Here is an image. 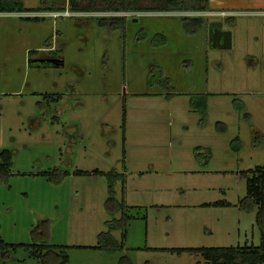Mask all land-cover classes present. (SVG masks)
<instances>
[{
  "label": "rangeland",
  "instance_id": "374dc122",
  "mask_svg": "<svg viewBox=\"0 0 264 264\" xmlns=\"http://www.w3.org/2000/svg\"><path fill=\"white\" fill-rule=\"evenodd\" d=\"M42 1L20 0L37 12ZM53 2L60 12L0 13V153L12 152L0 239L24 245L0 264H38L31 246L41 242L66 247L67 264H204L180 250L259 246L256 209L240 200L243 172L264 167V0L137 13L116 31L100 27L104 14ZM186 17L203 20L198 34L184 33ZM222 20L227 49L211 43ZM45 46L59 67H31L27 53ZM196 94L208 95L204 118L189 105ZM53 170L67 175L43 176ZM95 170L122 175L120 211L105 205L104 177L75 174ZM112 219L126 223L123 251L89 249ZM112 236L120 243L122 231Z\"/></svg>",
  "mask_w": 264,
  "mask_h": 264
},
{
  "label": "trees",
  "instance_id": "16d2710c",
  "mask_svg": "<svg viewBox=\"0 0 264 264\" xmlns=\"http://www.w3.org/2000/svg\"><path fill=\"white\" fill-rule=\"evenodd\" d=\"M54 0H44L41 2L43 6L41 10L26 11L20 0H0V13H39L45 10L52 12H58L61 7H58ZM208 0H67L69 10L71 13H99V14H113L109 18L98 19L100 27L110 28V30H123L125 27L126 18L121 15L125 13H204L207 11ZM60 12V11H59ZM203 20L201 18H182L181 26L185 34L192 36L198 34L202 27ZM230 26L231 22L226 20ZM212 25V24H211ZM218 25L213 24L210 26V30ZM152 40V44L156 46H162L165 44L164 37L158 35ZM37 51L28 52V56L35 54ZM61 60V56L52 55ZM33 57V56H32ZM62 61V60H61ZM62 62H60V65ZM54 67L50 64H31V67ZM161 79H163L161 81ZM161 85L169 87V81L164 78H160ZM171 94L165 96L169 99ZM207 98L206 94H196L190 97L189 105L191 109L197 111L202 118L205 117L207 111ZM255 134V133H254ZM256 135V139L258 134ZM237 140V139H235ZM12 167V152L9 150H3L0 153V179H6L8 177L10 169ZM76 175H96L104 177L107 182V198L105 205L107 208L122 209V203L114 201V187L115 183L122 179V175L117 173L104 174L97 170L87 172H76ZM67 174H59L57 170H53L50 173H44L43 176L48 177V180L54 182H60L62 177ZM245 179V196L240 200V207L244 211H254L256 209L255 219L259 229L260 241L259 246H246L243 247H227V248H188L180 251L193 253L200 255L204 261V264H264V167H255L252 170L243 172ZM60 179H59V178ZM124 219H120L119 222L112 219V221L105 222L106 230L97 235V245L89 249L93 251H101L106 254L112 255L116 252L123 251V243L125 240ZM121 230V242L118 243L112 236L115 230ZM24 245L7 244L0 239V260L7 261L9 252L18 248H23ZM31 256L38 261V264H67L68 258L66 255V247L62 246H47L46 242L33 243L31 246ZM125 257L118 260V264H123Z\"/></svg>",
  "mask_w": 264,
  "mask_h": 264
},
{
  "label": "water",
  "instance_id": "95a60500",
  "mask_svg": "<svg viewBox=\"0 0 264 264\" xmlns=\"http://www.w3.org/2000/svg\"><path fill=\"white\" fill-rule=\"evenodd\" d=\"M221 40V43H220ZM212 47H221L224 49H227L230 47L231 43V34L228 31H221L220 29H214L212 31V39H211ZM61 60L60 59H32L31 63L32 64H50L52 66H59Z\"/></svg>",
  "mask_w": 264,
  "mask_h": 264
},
{
  "label": "crops",
  "instance_id": "0c3cea01",
  "mask_svg": "<svg viewBox=\"0 0 264 264\" xmlns=\"http://www.w3.org/2000/svg\"><path fill=\"white\" fill-rule=\"evenodd\" d=\"M104 28H106V27H104ZM51 48L50 47H47V46H45V48H40L39 50H37V52L35 53L36 55H34L33 57H32V59H36L37 57H40L41 56V54H44V53H50L51 54V50H50ZM60 66V65H59ZM59 66H55V67H59ZM74 93V89H70L69 91H67V93H66V95H72ZM76 93V92H75ZM74 93V94H75ZM63 96V95H62ZM75 100V99H74ZM62 101V100H61ZM76 102H78V101H76ZM59 103V102H58ZM58 103H56L55 104V106L57 107V108H59L60 109V106H61V110H65V109H67V108H69V107H71V105H69L68 103H62L61 105H59ZM68 106V107H67ZM76 106V105H75ZM61 114H63V112L61 113ZM63 118V117H62ZM65 120V119H64ZM75 133H77V127H75Z\"/></svg>",
  "mask_w": 264,
  "mask_h": 264
},
{
  "label": "flooded vegetation",
  "instance_id": "af4514ba",
  "mask_svg": "<svg viewBox=\"0 0 264 264\" xmlns=\"http://www.w3.org/2000/svg\"><path fill=\"white\" fill-rule=\"evenodd\" d=\"M57 6L61 7L60 4H57ZM225 27H226L225 21L222 20L221 27L220 26L219 27H213V28H211V31H213L214 29H220L221 31H227ZM36 59H55V57L52 56V54H50V53H47V54L44 53V54H41V56L37 57Z\"/></svg>",
  "mask_w": 264,
  "mask_h": 264
},
{
  "label": "built area",
  "instance_id": "2783aa9c",
  "mask_svg": "<svg viewBox=\"0 0 264 264\" xmlns=\"http://www.w3.org/2000/svg\"><path fill=\"white\" fill-rule=\"evenodd\" d=\"M66 14V13H65ZM105 15V17H112L113 16V14H104ZM134 15H138V14H135V13H125V14H121L120 16H122V17H125V18H127V17H130V16H134ZM0 99H1V96H0Z\"/></svg>",
  "mask_w": 264,
  "mask_h": 264
}]
</instances>
